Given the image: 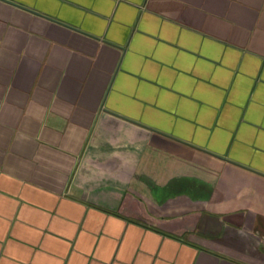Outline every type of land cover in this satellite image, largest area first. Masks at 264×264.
<instances>
[{
	"label": "crops",
	"instance_id": "1",
	"mask_svg": "<svg viewBox=\"0 0 264 264\" xmlns=\"http://www.w3.org/2000/svg\"><path fill=\"white\" fill-rule=\"evenodd\" d=\"M0 264H264V0H0Z\"/></svg>",
	"mask_w": 264,
	"mask_h": 264
}]
</instances>
